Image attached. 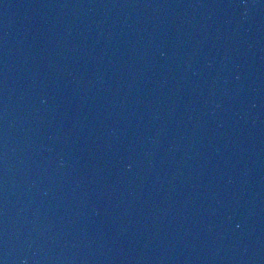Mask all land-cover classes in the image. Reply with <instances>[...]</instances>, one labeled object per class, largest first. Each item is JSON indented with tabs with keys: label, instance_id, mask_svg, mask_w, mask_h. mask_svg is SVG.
Instances as JSON below:
<instances>
[{
	"label": "water",
	"instance_id": "water-1",
	"mask_svg": "<svg viewBox=\"0 0 264 264\" xmlns=\"http://www.w3.org/2000/svg\"><path fill=\"white\" fill-rule=\"evenodd\" d=\"M0 264H264L247 189L100 0H0Z\"/></svg>",
	"mask_w": 264,
	"mask_h": 264
}]
</instances>
